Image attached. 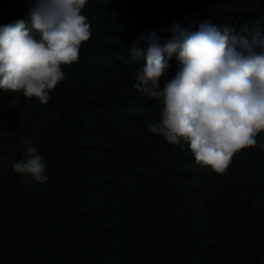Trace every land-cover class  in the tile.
<instances>
[{
  "label": "trees",
  "instance_id": "16d2710c",
  "mask_svg": "<svg viewBox=\"0 0 264 264\" xmlns=\"http://www.w3.org/2000/svg\"><path fill=\"white\" fill-rule=\"evenodd\" d=\"M30 6L0 0V25ZM82 14L91 37L47 104L0 90V264H264V131L226 174L202 167L148 131L160 102L133 87L143 61L129 51L177 22L264 29V0H88ZM24 138L45 183L9 164Z\"/></svg>",
  "mask_w": 264,
  "mask_h": 264
},
{
  "label": "clouds",
  "instance_id": "9594fccd",
  "mask_svg": "<svg viewBox=\"0 0 264 264\" xmlns=\"http://www.w3.org/2000/svg\"><path fill=\"white\" fill-rule=\"evenodd\" d=\"M29 3L26 20L0 25V90L47 104L66 79L62 66L77 62L91 37L82 14L88 0ZM169 32L163 42L154 30L142 33L129 50L132 60L143 61L133 87L160 102V119L147 129L171 145L187 143L197 164L226 174L234 157L255 147L264 131V29L241 34L207 19L174 23ZM23 144L26 158L10 166L47 182V161L34 140L24 138Z\"/></svg>",
  "mask_w": 264,
  "mask_h": 264
}]
</instances>
